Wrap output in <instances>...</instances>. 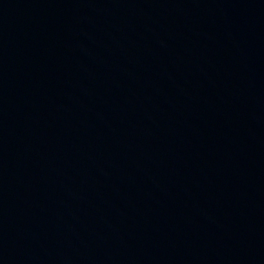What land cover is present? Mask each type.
<instances>
[{
  "label": "water",
  "instance_id": "water-1",
  "mask_svg": "<svg viewBox=\"0 0 264 264\" xmlns=\"http://www.w3.org/2000/svg\"><path fill=\"white\" fill-rule=\"evenodd\" d=\"M0 264H264V0H0Z\"/></svg>",
  "mask_w": 264,
  "mask_h": 264
}]
</instances>
